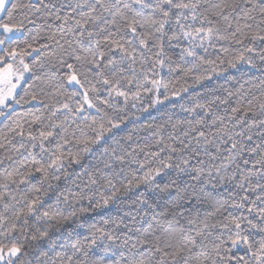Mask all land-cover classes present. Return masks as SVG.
Returning a JSON list of instances; mask_svg holds the SVG:
<instances>
[{
    "label": "snow or ice",
    "instance_id": "obj_1",
    "mask_svg": "<svg viewBox=\"0 0 264 264\" xmlns=\"http://www.w3.org/2000/svg\"><path fill=\"white\" fill-rule=\"evenodd\" d=\"M257 61L264 0H0V264H264V78L227 86Z\"/></svg>",
    "mask_w": 264,
    "mask_h": 264
},
{
    "label": "trees",
    "instance_id": "obj_2",
    "mask_svg": "<svg viewBox=\"0 0 264 264\" xmlns=\"http://www.w3.org/2000/svg\"><path fill=\"white\" fill-rule=\"evenodd\" d=\"M219 47L220 46L217 45L216 49H210L211 55H209L208 58L214 59L215 56L219 54V51H218ZM176 51L178 52L179 49H176ZM173 59L175 60L176 58L173 57ZM241 71L245 73L243 78L239 79L238 81L237 80L228 81L227 86L236 88V87H239L240 84H243L245 89H247L248 87L252 85H259L261 78H264V64H260L258 61L256 63L255 68H249V66H241ZM161 74L164 75L166 79H173V80L175 79V76H176L175 73L168 74V71L166 68L162 71ZM228 75L236 76L239 78L241 76V72H238L236 70H230ZM226 80H227V77H221L219 79H214L209 83L208 87L214 88L217 85L225 84ZM187 83L191 84L192 80L189 78L187 80ZM196 91L200 92L201 90L197 88ZM216 94H220V93L217 92ZM182 95L184 96V99H180L179 97H171L170 101H165L164 104L162 105H156L155 107H152L150 106V102L152 99L155 98V96L154 95L150 96L148 94L142 93V99L140 101H136L137 107L131 108V105H129L128 112L122 114V119H124L126 123L122 125L123 130L118 135L127 136L131 134L133 135L134 138L136 136H139L141 139L137 141V143L143 144L145 142L144 137H150V133L153 130V128L149 126H155V125L163 123L164 120L167 119V116L165 115V113L172 114L174 120L183 118L185 114L181 112L180 105L184 104L185 107L191 106L190 98L194 94L192 92H189L188 94H182ZM160 98L163 100V97H160ZM173 105H175L174 108H173ZM144 109H147V111H145ZM24 110L25 109L21 107L16 108L17 112H22ZM5 123L7 122L4 121V118L0 117V133H3L4 131H6ZM167 131H170V129H168ZM132 146L135 147V145H132ZM3 155H4L3 151L0 150V157H2ZM77 172H79L78 168H77ZM140 175H142V173H140ZM148 195L150 198V202L156 201V196L154 194L149 192ZM165 199H167V197H165ZM158 202L162 203V201H158ZM128 210H129L128 208L124 209V211H128ZM159 210L160 209H157V211ZM102 214L103 213H100L99 215H102ZM94 215H95V219L98 220L99 215H96V214ZM112 215L115 216L117 215V213L113 211ZM90 222H94V221H90Z\"/></svg>",
    "mask_w": 264,
    "mask_h": 264
}]
</instances>
